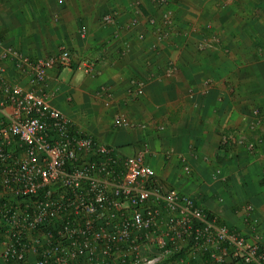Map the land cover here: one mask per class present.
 Returning a JSON list of instances; mask_svg holds the SVG:
<instances>
[{"label":"crops","instance_id":"1","mask_svg":"<svg viewBox=\"0 0 264 264\" xmlns=\"http://www.w3.org/2000/svg\"><path fill=\"white\" fill-rule=\"evenodd\" d=\"M0 39L27 59L0 54L4 78L24 86L68 51L42 86L72 132L121 158L147 146L159 182L264 245V0H0Z\"/></svg>","mask_w":264,"mask_h":264},{"label":"built area","instance_id":"2","mask_svg":"<svg viewBox=\"0 0 264 264\" xmlns=\"http://www.w3.org/2000/svg\"><path fill=\"white\" fill-rule=\"evenodd\" d=\"M162 17L171 23L172 10ZM0 54L18 58L1 39ZM18 59L19 67L26 64ZM54 65L70 66L69 52L34 65L28 86L8 82L0 66V255L6 261L264 264L263 243L230 230L156 179L145 161L147 146L121 158L114 147L72 132L43 90L45 71ZM79 68L95 73L91 60ZM260 122L253 120L251 129ZM183 171L191 173L189 166Z\"/></svg>","mask_w":264,"mask_h":264},{"label":"trees","instance_id":"3","mask_svg":"<svg viewBox=\"0 0 264 264\" xmlns=\"http://www.w3.org/2000/svg\"><path fill=\"white\" fill-rule=\"evenodd\" d=\"M208 214H210L208 211H206ZM211 215V214H210ZM10 262H12V261H10Z\"/></svg>","mask_w":264,"mask_h":264}]
</instances>
